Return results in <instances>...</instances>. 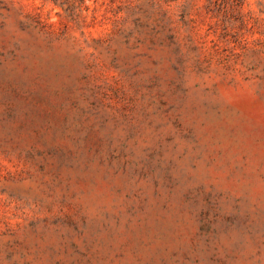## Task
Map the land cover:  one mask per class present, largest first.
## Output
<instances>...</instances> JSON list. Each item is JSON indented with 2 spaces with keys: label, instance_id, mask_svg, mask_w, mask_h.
Masks as SVG:
<instances>
[{
  "label": "rangeland",
  "instance_id": "374dc122",
  "mask_svg": "<svg viewBox=\"0 0 264 264\" xmlns=\"http://www.w3.org/2000/svg\"><path fill=\"white\" fill-rule=\"evenodd\" d=\"M0 264H264V0H0Z\"/></svg>",
  "mask_w": 264,
  "mask_h": 264
}]
</instances>
